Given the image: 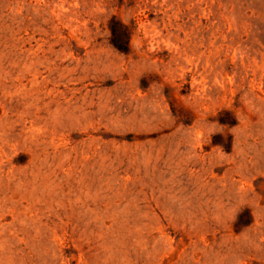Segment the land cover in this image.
<instances>
[{
	"label": "rangeland",
	"instance_id": "374dc122",
	"mask_svg": "<svg viewBox=\"0 0 264 264\" xmlns=\"http://www.w3.org/2000/svg\"><path fill=\"white\" fill-rule=\"evenodd\" d=\"M0 264H264V0H0Z\"/></svg>",
	"mask_w": 264,
	"mask_h": 264
}]
</instances>
